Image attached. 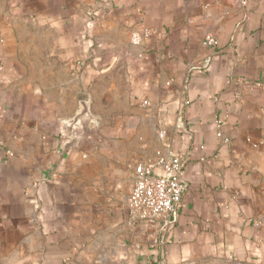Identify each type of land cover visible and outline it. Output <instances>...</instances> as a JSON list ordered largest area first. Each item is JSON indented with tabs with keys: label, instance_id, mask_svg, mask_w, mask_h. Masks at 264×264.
<instances>
[{
	"label": "crops",
	"instance_id": "0c3cea01",
	"mask_svg": "<svg viewBox=\"0 0 264 264\" xmlns=\"http://www.w3.org/2000/svg\"><path fill=\"white\" fill-rule=\"evenodd\" d=\"M0 264H264V0H0Z\"/></svg>",
	"mask_w": 264,
	"mask_h": 264
},
{
	"label": "built area",
	"instance_id": "2783aa9c",
	"mask_svg": "<svg viewBox=\"0 0 264 264\" xmlns=\"http://www.w3.org/2000/svg\"><path fill=\"white\" fill-rule=\"evenodd\" d=\"M215 44L216 40L207 39ZM185 159L178 153L163 154L137 163L132 176L128 207L133 219L173 221L182 205Z\"/></svg>",
	"mask_w": 264,
	"mask_h": 264
},
{
	"label": "water",
	"instance_id": "95a60500",
	"mask_svg": "<svg viewBox=\"0 0 264 264\" xmlns=\"http://www.w3.org/2000/svg\"><path fill=\"white\" fill-rule=\"evenodd\" d=\"M83 107H84V110L82 111L81 114H84L87 112V105H85V103H83ZM80 117V116H79ZM79 117L74 121V122H71L69 124V126L71 127L72 130H75L77 129L78 127H76L78 125V123L80 122L79 120ZM75 137L78 138V132H75Z\"/></svg>",
	"mask_w": 264,
	"mask_h": 264
}]
</instances>
